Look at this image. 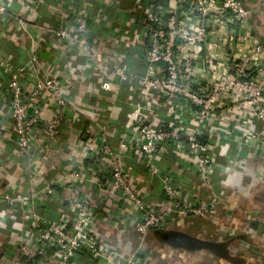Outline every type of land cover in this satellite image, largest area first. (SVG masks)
<instances>
[{"label":"built area","instance_id":"2783aa9c","mask_svg":"<svg viewBox=\"0 0 264 264\" xmlns=\"http://www.w3.org/2000/svg\"><path fill=\"white\" fill-rule=\"evenodd\" d=\"M58 1L66 14L39 30L80 47L98 66L102 47L91 53L87 41L96 34L90 24L105 22L97 28L100 34L109 33L107 25L115 22V36L108 34L103 46L115 52L114 66L98 90L117 95V81L127 79L137 98L126 104L132 123L122 128L115 147L95 136L85 150L90 167L64 165L38 194L0 181L5 241H16L22 254H34L33 264H146L150 234L171 222L210 219L218 228L224 220L232 223L238 203L224 201L226 192L212 193L214 178H247L249 160L264 170V43L251 27L253 10L241 0H133L131 7L117 0ZM1 2L5 22L10 17ZM118 13L125 18L118 19ZM130 39L129 53L123 54ZM135 50L142 68L131 73ZM6 66L5 119L19 158L27 162L28 180H36L42 164L31 156L50 152L49 142L77 118L65 115V94L53 78L37 80L25 92V67ZM115 97L112 105H119ZM131 157L140 159L139 169L129 166ZM3 170L0 164V176ZM90 186L88 195L96 197L84 192ZM64 188L65 211L51 210L48 199L56 201ZM92 201L116 241H128L125 251L93 234L98 216ZM228 231L236 236L237 229Z\"/></svg>","mask_w":264,"mask_h":264},{"label":"crops","instance_id":"0c3cea01","mask_svg":"<svg viewBox=\"0 0 264 264\" xmlns=\"http://www.w3.org/2000/svg\"><path fill=\"white\" fill-rule=\"evenodd\" d=\"M1 1L8 10L6 16H9L10 20L6 18L3 22V18L0 17V125L5 127L3 131H0V164H4L0 181L5 180L6 184H11L14 190L26 194H38L44 185L55 178L59 172H63L64 165L73 164L77 166L80 163L84 166L87 164L85 166L87 168L90 167L89 154H86L85 150L89 144L91 146L92 139L95 136L100 135L104 144L111 147L117 146L118 135L124 130L122 128L132 123V114L126 104L128 100L136 101L137 98L131 94V89H129L126 82L127 79L117 81L119 90L117 95L102 93L98 90L100 84L106 80L105 76H108V72L111 71L109 68L114 66L113 53L115 52L111 48L104 49L103 46H107L104 41L108 42V34L114 35L116 33V28L112 26L115 22L112 25H107L109 26V33L100 34H97V28L99 26L104 27L106 23L102 21L99 25V22L94 21L90 24L91 33L95 32L96 36L92 35L93 41L89 40L87 44L91 53L100 51L99 48L102 47V52H100L103 57L102 67L106 66L108 68V70H104L101 65H96L94 60H89L80 47L73 45L71 42L57 41L52 35L39 30V27L55 26L58 21L57 16L66 14L67 7L59 6L58 0ZM117 1L126 7L133 5V0ZM241 1L253 10L251 27L264 43V0ZM124 18V14L118 13V19L123 20ZM117 32L120 31L117 30ZM6 43L12 45L13 48H5L3 45ZM130 43H133V40L128 41V44L123 48L124 51L121 49L123 54L124 52L129 53L127 47L129 46L130 49ZM114 47L120 49L118 43ZM135 51L136 57L131 59L132 62L129 68L131 73H137L142 68L141 53ZM130 52L133 54V50H130ZM111 56L113 58H110ZM6 64H10L14 70H17L18 66L21 65L25 67L26 74L23 79L25 92H29L32 84L37 80L53 78L63 88L65 94V115L77 118L75 122H70L71 126L63 125L65 127L61 129L57 136L53 137L52 143L49 142L50 152L44 154L43 157L40 152L31 156L35 158L36 164H42L43 166L37 171L36 180H28L24 169V164L27 162L19 158L14 137L9 133L8 119H5L8 111L7 92L4 85L7 77ZM128 75L130 74L128 73ZM113 97L117 98L119 105H112ZM44 114L48 117L51 112L44 110ZM66 124L68 125L69 122ZM82 154L86 156V159ZM49 158H51L50 161ZM127 161L129 166H137L138 169L141 166V161L137 157H131ZM253 165V161L249 160L246 165L247 171L250 170L248 176L264 174V170L258 171ZM233 179L232 177L231 183ZM91 188L92 186H90V189L84 190L88 198L97 196L95 192L92 193V196L91 193L88 195L87 190H91ZM60 194L56 201L46 198L49 205H51V210L61 208L62 199L68 197L67 188H64ZM89 205L98 216L93 226V234L109 246L122 252L125 251L124 247L128 246V241L124 239L116 241V238L119 237L113 230L108 228L104 216L99 215L98 206H96L98 204L92 201ZM217 225L218 223L210 221V219H186L171 222L162 229L155 230L150 234L147 244L149 252L147 256L144 254L142 259L145 260L146 264L150 261V264H189V262L200 264L206 258L224 264H261L258 262L260 257L254 254L259 253L258 247L254 244L259 240L252 229L251 232L245 233L248 236H244L241 230H244L245 227L241 223L236 224L233 221L231 223L224 220L223 228H218ZM208 227H212L211 232L213 234L210 237L215 236V239H206L202 236L206 233ZM3 228L5 227L0 226V264H20V257H35L32 253L27 254V252H24L22 254L23 252H21L16 241H5L7 235L5 231L1 232V230H4ZM230 228L239 230L240 237L248 238V249L252 250L248 257H244L234 250L232 243L236 240L237 234L232 237V233L229 232L230 230L228 231ZM250 228H252L251 225ZM162 230H166L171 234H185L189 237L191 244L180 247L174 244L176 242H171L172 246L163 243V237L155 236ZM256 231L259 233L262 230L256 229ZM194 232H200V234ZM201 232L203 233L201 234ZM262 238L261 246L264 249V236ZM208 243L214 245L210 248L211 251L206 250L209 248ZM194 245L196 248L192 247ZM163 250L164 252H162ZM261 259L264 264V250H262Z\"/></svg>","mask_w":264,"mask_h":264},{"label":"rangeland","instance_id":"374dc122","mask_svg":"<svg viewBox=\"0 0 264 264\" xmlns=\"http://www.w3.org/2000/svg\"><path fill=\"white\" fill-rule=\"evenodd\" d=\"M254 166V165H253ZM256 168V166H254ZM248 172L250 170L248 169ZM236 178L234 179L235 186L238 187V189H232V184L228 187L227 192L223 196V200H234L236 201V204L238 203V207L232 211L233 213V221L236 224H240L245 227L244 230H241V233H243L244 236H248L245 233L251 232V229L254 231L255 236L259 240V242H255L254 244L258 247L257 250H259V253H254L256 256L260 257V260L258 262L262 263V250L263 247L261 246L262 243V236H264V195H261L264 191L261 189V186L263 188L264 186V174H259V176H248L247 178ZM238 180L236 183L235 181ZM240 180V181H239ZM245 185L248 187L245 189ZM234 186V185H233ZM258 186V187H256ZM245 190H243V189ZM243 190V191H241ZM252 196V197H251ZM251 197V198H250ZM228 221V220H227ZM229 222V221H228ZM255 224V225H254ZM233 225V224H232ZM250 225L252 228H250ZM255 226V227H254ZM258 226V227H257ZM263 226V227H262ZM212 227H208L206 229V233H204V236L206 239H215V236L213 238L210 237ZM247 228V229H246ZM262 228V229H260ZM236 229V228H235ZM256 229L262 230L259 233L256 231ZM176 231V230H175ZM166 230H162L160 233L156 234L155 236L164 237L167 235ZM195 234H200L197 232H194ZM203 232H201L202 234ZM171 234V233H169ZM173 234V233H172ZM236 240H234V243H232V246H234V250L238 252V254H241L242 256H247L248 254L252 252L251 249H248V238L245 239L243 237H240V232L237 230L236 232ZM233 237V236H232ZM239 237V238H237ZM261 240V242H260ZM199 248V247H198ZM205 249V248H203ZM164 252V250L162 251ZM250 262V261H249ZM189 264H194L193 262H189ZM198 264V263H195ZM200 264H224L223 262L214 261L213 259L206 258L205 260H202Z\"/></svg>","mask_w":264,"mask_h":264},{"label":"trees","instance_id":"16d2710c","mask_svg":"<svg viewBox=\"0 0 264 264\" xmlns=\"http://www.w3.org/2000/svg\"><path fill=\"white\" fill-rule=\"evenodd\" d=\"M136 18H138L137 16H136ZM5 48L7 47H10V49L11 48H13V46L12 45H8L7 43L6 44H4L3 45ZM231 180H232V177H230V176H228V175H225V176H219V177H215L214 178V180H213V190H212V193L213 194H219V193H221V192H227V190H228V187L230 186V184H231ZM238 180H236L235 181V183L237 182ZM200 189H202V187L200 186L199 187ZM204 190V189H203ZM206 195V194H205ZM65 207H66V203H63V204H61V210L63 209L64 211H65ZM55 210H58L57 208L55 209ZM64 211H62V212H64ZM59 212H60V210H59ZM46 218H49V216H45ZM255 225V224H254ZM253 226V225H252ZM251 226V227H252ZM255 227V226H254ZM6 228L7 227H5V228H3L4 230H1V232L2 231H6L7 232V230H6ZM27 254H28V252H27ZM21 259V260H20ZM20 259H19V262H20V264L22 263V264H31V263H33L37 258H35V257H31V256H29L28 258H25V257H23V258H21L20 257Z\"/></svg>","mask_w":264,"mask_h":264},{"label":"water","instance_id":"95a60500","mask_svg":"<svg viewBox=\"0 0 264 264\" xmlns=\"http://www.w3.org/2000/svg\"><path fill=\"white\" fill-rule=\"evenodd\" d=\"M51 158H49L50 161ZM163 243H168L169 245H171V242H176L174 244L179 245L180 247H182V245H190V239L187 235L182 234V233H173V234H169L163 237ZM196 245V244H195ZM192 246L193 248H196V246ZM172 246V245H171ZM209 248H207L206 250H210V248H212L213 243H208Z\"/></svg>","mask_w":264,"mask_h":264},{"label":"flooded vegetation","instance_id":"af4514ba","mask_svg":"<svg viewBox=\"0 0 264 264\" xmlns=\"http://www.w3.org/2000/svg\"><path fill=\"white\" fill-rule=\"evenodd\" d=\"M256 187H258V186H256ZM261 189L264 191V186H263V188H262V186H261ZM261 195H264V192L261 194ZM252 197V196H251ZM250 197V198H251Z\"/></svg>","mask_w":264,"mask_h":264}]
</instances>
